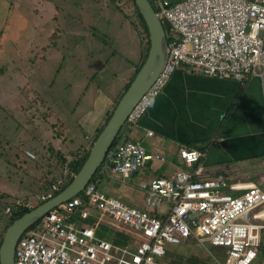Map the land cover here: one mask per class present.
Wrapping results in <instances>:
<instances>
[{
  "label": "built area",
  "instance_id": "2783aa9c",
  "mask_svg": "<svg viewBox=\"0 0 264 264\" xmlns=\"http://www.w3.org/2000/svg\"><path fill=\"white\" fill-rule=\"evenodd\" d=\"M148 2L158 19L169 24L164 31L166 55L122 126L136 124L181 65L240 83L264 73V0ZM26 155L33 158L29 151ZM177 156L185 169L140 181L142 207L129 205L100 190V180L126 184L148 160L162 158L119 136L105 153L108 163L98 172L100 177L24 229L13 248V264H161L156 259L166 253L165 243L188 242L205 251L208 246L223 248L222 261L210 255L215 264H254L264 229V189L224 174L201 176L193 167L203 156L200 150L181 147ZM73 176L62 166L36 201L50 198ZM15 206L32 207L29 202ZM9 210L7 206L4 212Z\"/></svg>",
  "mask_w": 264,
  "mask_h": 264
},
{
  "label": "rangeland",
  "instance_id": "374dc122",
  "mask_svg": "<svg viewBox=\"0 0 264 264\" xmlns=\"http://www.w3.org/2000/svg\"><path fill=\"white\" fill-rule=\"evenodd\" d=\"M45 3L56 5V20L48 9L34 14V5ZM124 4L118 7L111 0H0V227L16 209V202H29L31 208L38 205L36 197L46 190V183L61 174L62 160L69 161L71 150L88 145L90 138L85 139L74 123L82 108L93 107L91 100L94 95L99 98L98 94L115 100L129 81L139 63V39L144 47L146 37L131 3ZM53 26L60 31L59 41L57 37L48 39ZM119 54L129 57L133 68ZM60 122L71 136L61 130ZM123 130L122 126L119 136ZM126 140L135 141L133 133ZM54 146L61 151L59 157ZM162 164L172 167L167 161ZM159 176L168 177L170 172ZM150 177L151 171L139 168L133 176L136 186L102 179L98 188L142 207L137 185ZM7 206L9 213H4ZM261 236L264 245V229ZM164 249L166 253L156 259L161 264H182L189 257L215 264L210 255L219 261L225 257L223 248L208 246L205 251L192 242L165 243ZM254 264H258L256 260Z\"/></svg>",
  "mask_w": 264,
  "mask_h": 264
},
{
  "label": "crops",
  "instance_id": "0c3cea01",
  "mask_svg": "<svg viewBox=\"0 0 264 264\" xmlns=\"http://www.w3.org/2000/svg\"><path fill=\"white\" fill-rule=\"evenodd\" d=\"M47 9L54 15L52 18H57L56 5L51 7L45 3L32 8L36 15ZM54 28L58 35L60 31ZM119 55L133 68L129 57ZM95 96L91 100L93 107L82 105L86 108H82L83 112L76 118L78 121L74 122L78 123L85 139L91 138L114 102L104 94H98L99 98ZM123 127L121 135L124 138L133 133L134 142L146 153L162 158L148 160L142 167L151 171L152 177L164 171L172 176L175 171L185 169L177 156L178 149L185 147L203 152L198 164L193 165L198 167L201 176L224 174L231 181L253 182L264 189V73L249 76L240 83L234 79L207 77L181 65L171 73L136 124ZM64 131L71 136L70 129L66 127ZM166 161L176 169L164 168L162 163ZM136 173L125 185H135L133 176ZM262 241L261 236L260 245ZM256 263L264 262L256 256Z\"/></svg>",
  "mask_w": 264,
  "mask_h": 264
},
{
  "label": "water",
  "instance_id": "95a60500",
  "mask_svg": "<svg viewBox=\"0 0 264 264\" xmlns=\"http://www.w3.org/2000/svg\"><path fill=\"white\" fill-rule=\"evenodd\" d=\"M147 30L148 49L145 59L119 97L110 116L91 143L87 156L70 182L58 193L13 220L3 231L0 240V264H13V248L20 234L56 204L79 193L96 168H105L104 156L122 127L124 120L139 97L153 82L163 66L166 55L165 29L169 24L159 20L148 0H133Z\"/></svg>",
  "mask_w": 264,
  "mask_h": 264
},
{
  "label": "trees",
  "instance_id": "16d2710c",
  "mask_svg": "<svg viewBox=\"0 0 264 264\" xmlns=\"http://www.w3.org/2000/svg\"><path fill=\"white\" fill-rule=\"evenodd\" d=\"M127 0H111V2L116 5V6H120V5H123L125 6V2ZM132 7H133V10H134V15L136 17V19L138 20L139 22V25L140 27L142 28L143 32L145 33V37H146V44L144 47H141L142 46V43H141V46H140V55H139V63L135 65L134 67V72L131 74V77L129 78V81L125 84L123 90L121 91L119 97L121 96V94L124 92V90L126 89V87L128 86L129 82L131 81V79L133 78L134 74L138 71V69L140 68L141 64L143 63L144 59H145V56H146V52H147V49H148V45H149V41H148V35H147V30H146V26L140 16V14L138 13L134 3H133V0H128ZM55 19V17L53 18ZM56 20V19H55ZM57 37V30L54 28L53 26V30L52 32L50 33V35L48 36V39H54ZM48 45V44H47ZM44 51V50H43ZM118 98H116L112 104V106L110 107V109H108L102 120L98 123V125L96 126V128L94 129L92 135H91V138H90V141L88 143L87 146L85 147H79V148H75L73 150H71V153H72V158L69 160V161H65V160H62L64 157L63 155H61V160H62V163H63V166L64 164L66 166H68L73 172L74 174L77 172V170L79 169V167L81 166L82 162L84 161V159L86 158L87 156V153H88V150L91 146V143L92 141L94 140V138L96 137V135L98 134V132L102 129L103 125L105 124V122L107 121L108 117L110 116L111 114V111L113 110V108L115 107L117 101H118ZM60 128H63L61 130H65V124L60 122L59 124ZM57 127V126H56ZM121 129V128H120ZM119 129V130H120ZM119 133V131H118ZM119 139V134H117V136L115 137L114 139V142H113V145L116 143V141ZM53 151L54 153L59 157V154H61V151L54 148L53 147ZM100 167L96 168L94 174L92 175V177L90 178V181H95V179L97 177H100V175H98V172L100 171ZM72 179V177H69L66 181H64V184L58 189V190H55L53 191V193L51 194V196L55 195L56 193H58L61 189H63L69 182L70 180ZM46 186V190H47V185ZM45 190V191H46ZM16 209H12L11 212H10V216L7 220V222L1 226L0 228H2L1 232H0V240H1V236H2V231H4V229L13 221L15 220L16 218H18L19 216H21L23 213L29 211L31 208H23V207H20V206H15ZM4 212V211H3ZM2 213V212H1ZM5 213V212H4ZM113 240L115 242H119L120 240L119 239H115L113 238ZM257 257L260 258L261 260H263L264 262V245H260L259 248H258V251H257ZM191 258V259H190ZM185 264L188 263V264H208V263H204L202 260L200 259H197L195 257H189L187 258L185 261H183L182 264ZM180 263V261H179ZM178 261H168V263L166 264H179ZM181 264V263H180ZM264 264V263H263Z\"/></svg>",
  "mask_w": 264,
  "mask_h": 264
},
{
  "label": "clouds",
  "instance_id": "9594fccd",
  "mask_svg": "<svg viewBox=\"0 0 264 264\" xmlns=\"http://www.w3.org/2000/svg\"><path fill=\"white\" fill-rule=\"evenodd\" d=\"M46 200H47V199H46ZM40 203H42V202H40ZM40 203H39V204H40ZM31 209H32V208H31ZM2 233H3V231H2Z\"/></svg>",
  "mask_w": 264,
  "mask_h": 264
}]
</instances>
